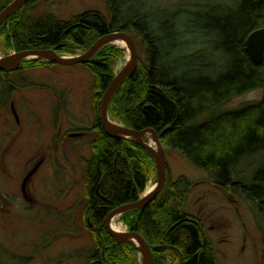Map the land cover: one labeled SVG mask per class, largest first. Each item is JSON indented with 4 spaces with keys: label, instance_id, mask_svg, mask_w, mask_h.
<instances>
[{
    "label": "rangeland",
    "instance_id": "374dc122",
    "mask_svg": "<svg viewBox=\"0 0 264 264\" xmlns=\"http://www.w3.org/2000/svg\"><path fill=\"white\" fill-rule=\"evenodd\" d=\"M119 1L150 20L162 40L165 62L173 63L181 74H204L210 65L216 73L222 70L225 39L232 34L228 27L233 29L237 24L239 0ZM85 10L110 15L105 0H39L32 14L37 17L51 12L68 19ZM175 24L181 29L178 35ZM133 41L139 62L145 61V45L138 39ZM104 46L119 50L112 65L114 74L123 67L128 50L112 43ZM85 50L56 52L73 56ZM11 52L16 51L0 36V57ZM30 59L44 63L0 75V264H91L96 226L85 212L82 160L92 155V124L96 115L99 117L101 96H96L93 75L85 63L63 65ZM169 65V73H176ZM261 94L260 89H251L229 97L216 112L251 103ZM111 98L109 119L126 126L115 115L118 97L113 102ZM205 117L203 114L194 121ZM151 140L147 133L146 142ZM164 153L168 178L183 176L189 182L184 210L202 221L216 262L264 264V218L254 205L239 192L211 182L203 169L179 151L164 148ZM37 162L22 191L23 177ZM152 162L146 186L156 180L153 158ZM260 164L264 165V152L247 155L236 166L235 174L249 181ZM124 213L119 221L122 230H127ZM132 246V263L142 264L139 250Z\"/></svg>",
    "mask_w": 264,
    "mask_h": 264
},
{
    "label": "trees",
    "instance_id": "16d2710c",
    "mask_svg": "<svg viewBox=\"0 0 264 264\" xmlns=\"http://www.w3.org/2000/svg\"><path fill=\"white\" fill-rule=\"evenodd\" d=\"M38 1L26 0L0 24L6 44L10 42L15 51L55 48L64 52L87 49L93 40L115 30L142 41L146 60L138 59L134 72L113 94L111 102L118 97L115 115L130 128H153L163 148L179 151L219 187L242 194L264 218V165L253 170L249 181L235 174L245 156L264 152V65L251 60L244 44L250 31L264 26V0H239L237 24L228 27L232 34L225 39L222 70L216 73L210 65L209 73L195 76L181 74L173 63L165 62L162 40L150 20L119 0H105L109 17L85 10L68 19L51 12L33 16ZM8 2L0 0V10ZM173 29L176 35L180 33L177 24ZM118 51L104 46L84 64L93 75L96 96H101L113 76ZM41 63L22 60L17 70ZM169 64L176 73H169ZM251 89L262 91L258 100L216 112L229 97ZM203 114L204 120L194 121ZM92 128V155L82 160L85 212L96 226L91 264H133L134 247L116 243L102 222L109 210L139 197L153 167L152 158L136 142L108 136L97 115ZM188 189L185 177L171 180L166 172L159 193L144 208L122 216L128 229L138 232L149 245L153 264H218L202 221L184 210Z\"/></svg>",
    "mask_w": 264,
    "mask_h": 264
},
{
    "label": "water",
    "instance_id": "95a60500",
    "mask_svg": "<svg viewBox=\"0 0 264 264\" xmlns=\"http://www.w3.org/2000/svg\"><path fill=\"white\" fill-rule=\"evenodd\" d=\"M25 2L26 0H10V2H8L0 10V24L10 14L19 9ZM113 39H121L125 42L126 48L129 53V61L126 65H124L113 74L110 82L107 84L106 88L101 94L99 100L100 123L103 127L104 132L108 136L133 140L137 144L141 145L152 156L155 164L156 180L151 188L146 192H142L136 200L123 203L109 210V212H107L106 216L104 217L103 224L106 232L114 239L116 243L134 245L140 252L142 264H152L153 257L151 249L138 232L130 229L114 231L110 226V220L113 215H121L131 209L144 208L162 189L166 178V159L164 148L156 131L151 127L134 129L123 126L111 121L108 116L107 108L111 96L121 84V82L134 72L137 65V50L130 34L122 30H115L102 34L83 53L73 56H64L58 54L55 51V48H33L11 52L5 56L0 57V70H15L20 66L22 60H27L30 58L47 60L63 65L86 63L91 59L93 54L100 47H102L106 43H111L110 41ZM244 44L247 54L251 58V60L256 64H262L264 61V26L250 31L244 40ZM11 108L16 118V113L13 106H11ZM147 133H150L152 141L154 143L153 145L146 142ZM39 162H37L23 177L21 182L22 191L24 190L28 178L35 171ZM133 239L136 241V243L133 241Z\"/></svg>",
    "mask_w": 264,
    "mask_h": 264
},
{
    "label": "bare ground",
    "instance_id": "6f19581e",
    "mask_svg": "<svg viewBox=\"0 0 264 264\" xmlns=\"http://www.w3.org/2000/svg\"><path fill=\"white\" fill-rule=\"evenodd\" d=\"M112 44H115L117 46H122L125 48L126 44L123 40L121 39H113L110 41ZM129 61V55L128 53H126V60L124 62V65H126ZM123 65V66H124ZM146 138H147V135H146ZM149 144L153 145V141L151 140V142H149ZM151 188V185H147L144 190L142 192H146L148 189ZM141 192V193H142ZM110 226H111V229L114 230V231H121L123 228L121 222L119 221V214H115L113 215L111 221H110ZM133 241L136 243V241L133 239Z\"/></svg>",
    "mask_w": 264,
    "mask_h": 264
},
{
    "label": "flooded vegetation",
    "instance_id": "af4514ba",
    "mask_svg": "<svg viewBox=\"0 0 264 264\" xmlns=\"http://www.w3.org/2000/svg\"><path fill=\"white\" fill-rule=\"evenodd\" d=\"M14 71H15V70H14ZM1 72H3L4 74H7L8 71H5V72H4V71L0 70V73H1ZM9 72H10V71H9ZM11 72H12V71H11ZM0 75L2 76V74H0ZM5 81H7V80H5ZM12 105H13V104L11 103V104H10L11 112H12V108H11ZM15 113H16V112H15ZM12 114H13V112H12ZM81 133H82V132H76L75 134H81Z\"/></svg>",
    "mask_w": 264,
    "mask_h": 264
}]
</instances>
